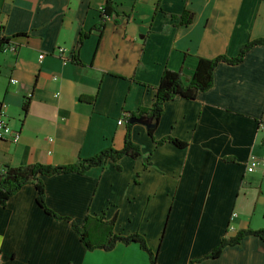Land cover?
Here are the masks:
<instances>
[{"label": "crops", "instance_id": "obj_1", "mask_svg": "<svg viewBox=\"0 0 264 264\" xmlns=\"http://www.w3.org/2000/svg\"><path fill=\"white\" fill-rule=\"evenodd\" d=\"M106 2L0 0V26L17 46L0 51V106L20 133L18 142L0 139V168L123 149L118 120L151 107L165 69L190 78L199 58L234 57L264 37V0H111L116 12L100 29ZM213 79L194 100L168 101L153 137L134 123L138 157L44 177L47 205L79 224L98 213L117 233L143 234L157 264H264V241L250 234L205 258L224 236L264 227V46L219 61ZM168 136L187 145L159 142ZM37 193L27 184L0 205V264H152L137 243L87 250Z\"/></svg>", "mask_w": 264, "mask_h": 264}, {"label": "trees", "instance_id": "obj_2", "mask_svg": "<svg viewBox=\"0 0 264 264\" xmlns=\"http://www.w3.org/2000/svg\"><path fill=\"white\" fill-rule=\"evenodd\" d=\"M113 3L111 0H107L105 6H103L100 18V29L104 26L106 20L112 17ZM180 24H189L192 21L193 12L185 10V12L179 16ZM1 32L2 27H1ZM19 35H24L21 33ZM87 33H80L78 46L83 41ZM11 37H7L4 34L0 36V51H4L6 47L12 46L13 42ZM254 45L264 46V37L253 39L239 48V52L234 57H228L219 55L215 58L209 59L207 57H201L197 61L195 71L190 78H184V73L178 70L165 69L161 75L159 85L156 89V95L154 103L150 108L141 107L137 112H129L125 118V127L127 129L125 134V142L123 149H115L114 146H110L102 151L97 152L90 157H79L74 163H67L63 165H46L38 162L29 165L20 166H8L0 168V205L7 206L10 198L18 192L23 186L27 184H34L37 189L36 201L41 209L48 215H51L56 220H67L71 224L72 229L79 235L82 245L87 250L103 249L113 250L118 243L128 244L138 243L143 251L150 255V261L152 264H157L158 250H153L149 245L145 236L141 233L122 234L115 231V220L113 218L106 219L103 214H88L84 222L79 224L75 222L71 217L67 215H60L52 210L46 203V187L44 184V177L63 174V173H79L86 174L90 168L94 166L103 167L110 161L118 162L123 156L129 155L130 157H138L140 147L136 145L131 137V128L134 124H131L129 119L145 117L151 119L152 126L148 128V133L153 137L155 128L158 121L164 113V105L170 101L178 98L184 99H196L200 92L209 90L214 83V70L219 61H225L227 63H238L243 61L246 52ZM73 61L77 62L75 56ZM82 99L95 100L94 97H88L83 95ZM27 103L25 109H27ZM170 141L177 147L183 148L187 145L185 141L177 139V137L168 136L163 138L159 142L163 143ZM264 144V139L262 140ZM226 160L235 161V158L228 157ZM253 235L261 238L264 241V227L253 230L250 228L241 229L234 236H224L221 243L218 244L205 258H216L220 256L223 249L227 245H238L242 242L246 235ZM193 264V262H192Z\"/></svg>", "mask_w": 264, "mask_h": 264}, {"label": "built area", "instance_id": "obj_3", "mask_svg": "<svg viewBox=\"0 0 264 264\" xmlns=\"http://www.w3.org/2000/svg\"><path fill=\"white\" fill-rule=\"evenodd\" d=\"M3 35V32H1V26H0V36ZM5 50H11L12 52H16L17 51V46L14 45V43L12 44V46H8L5 48ZM59 54L63 55L65 54L66 49L64 47H59L58 48ZM43 56H45L44 54H40L39 55V59H42ZM12 82H14V80H12ZM6 104L3 103L0 106V139H4V138H8L13 142H18L20 139V133L19 130H14L11 128V126L9 125L8 120L5 118L6 116ZM119 123H121V121H119ZM254 166L251 164L248 166L247 171L251 172L253 171Z\"/></svg>", "mask_w": 264, "mask_h": 264}, {"label": "water", "instance_id": "obj_4", "mask_svg": "<svg viewBox=\"0 0 264 264\" xmlns=\"http://www.w3.org/2000/svg\"><path fill=\"white\" fill-rule=\"evenodd\" d=\"M151 119H146L145 117H140V118H132V119H129V121L132 123L134 122H140V123H143L145 124L147 127H150L151 125L149 124Z\"/></svg>", "mask_w": 264, "mask_h": 264}, {"label": "rangeland", "instance_id": "obj_5", "mask_svg": "<svg viewBox=\"0 0 264 264\" xmlns=\"http://www.w3.org/2000/svg\"><path fill=\"white\" fill-rule=\"evenodd\" d=\"M256 46H259V45H256ZM128 114H129V113H128ZM125 117H126V115H124V117H122L121 119L118 120V124H119V125H125V119H126ZM119 121H121V123H119ZM134 123H136V122H134ZM134 123H132V124H134ZM137 123H140V122H137ZM142 124H143V123H142ZM149 124L152 126L151 120H150ZM144 125H145V124H144ZM151 126H150V127H151ZM146 127H147V126H146ZM150 127H147V128H150ZM110 162H114V161H110ZM110 162H109V163H110ZM115 164H116V163H115ZM137 244H138V243H137ZM125 245H126V244H125ZM138 245H139V244H138ZM97 250H103V249H97ZM111 250H112V249H111ZM91 251H92V250H91Z\"/></svg>", "mask_w": 264, "mask_h": 264}]
</instances>
